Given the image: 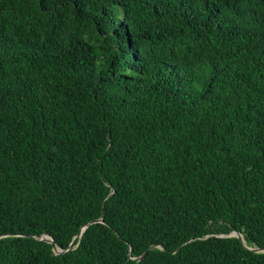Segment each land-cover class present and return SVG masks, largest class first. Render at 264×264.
Instances as JSON below:
<instances>
[{"label":"trees","instance_id":"1","mask_svg":"<svg viewBox=\"0 0 264 264\" xmlns=\"http://www.w3.org/2000/svg\"><path fill=\"white\" fill-rule=\"evenodd\" d=\"M0 234V264H264V0H0Z\"/></svg>","mask_w":264,"mask_h":264},{"label":"water","instance_id":"2","mask_svg":"<svg viewBox=\"0 0 264 264\" xmlns=\"http://www.w3.org/2000/svg\"><path fill=\"white\" fill-rule=\"evenodd\" d=\"M96 221H102V217L97 218V219H92V220H90L89 222H87V223L82 227V229H81V231L79 232L78 235H81L82 230H83L88 224L93 223V222H96ZM229 234H230V235H235V236L239 237V238L243 241V239H242V235H241V233H240L239 231H232V232H230ZM2 235H3V234H0V237H1ZM76 237H77V236H75V237L71 240V242L69 243L68 247H67V248H64V249H63V248H59V247H57V246L54 244V241H53L52 237H51L50 235H48V234H44L43 236H41V237H39V238H41V239H45V240H47L48 242L53 243V244H54V251H55L56 253H60V252H64V251H67V250H69V249L74 248V247H75V239H76ZM151 247H153V245H151L150 248H151ZM249 248H250V247H249ZM251 249H253V250H255V251H262V250H264V248H259V247H255V248H251ZM145 254H146V251H144L142 254H140V255L137 256L136 258H137V259H140V258H142Z\"/></svg>","mask_w":264,"mask_h":264}]
</instances>
